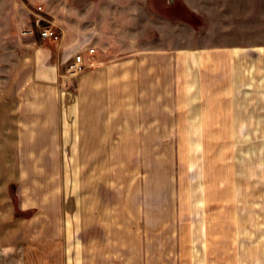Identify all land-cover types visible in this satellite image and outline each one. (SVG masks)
<instances>
[{
    "label": "crops",
    "instance_id": "crops-1",
    "mask_svg": "<svg viewBox=\"0 0 264 264\" xmlns=\"http://www.w3.org/2000/svg\"><path fill=\"white\" fill-rule=\"evenodd\" d=\"M77 2L0 0V130L35 129L42 107L44 137L74 138L76 155L111 154L100 148L115 139L176 140L170 263L264 264V40L145 49L130 0H90L86 12ZM37 19L60 40H40ZM75 53L92 66L72 94L57 85ZM18 107L31 108L27 126H5ZM107 235L81 248L90 264H115Z\"/></svg>",
    "mask_w": 264,
    "mask_h": 264
},
{
    "label": "rangeland",
    "instance_id": "rangeland-1",
    "mask_svg": "<svg viewBox=\"0 0 264 264\" xmlns=\"http://www.w3.org/2000/svg\"><path fill=\"white\" fill-rule=\"evenodd\" d=\"M89 1L77 7L86 12ZM129 7L133 27L144 24L138 41L145 49L264 40V0H130ZM66 62L57 86L73 94L75 78L92 65L69 75ZM43 109H34L35 129L0 130L15 135L0 137V264H90L81 248L106 233L115 264H171L176 140L115 139L100 148L111 154L76 155L74 138L44 137ZM17 110V122L5 126H27L21 120H31V108Z\"/></svg>",
    "mask_w": 264,
    "mask_h": 264
},
{
    "label": "built area",
    "instance_id": "built-area-1",
    "mask_svg": "<svg viewBox=\"0 0 264 264\" xmlns=\"http://www.w3.org/2000/svg\"><path fill=\"white\" fill-rule=\"evenodd\" d=\"M41 21L37 19L34 22V28L38 30V36L42 41H53L57 42L59 40V34L52 26L40 27ZM93 49H89L88 53L92 54ZM85 69V62L81 54L73 55L70 60L65 63V70L69 75H76L83 72Z\"/></svg>",
    "mask_w": 264,
    "mask_h": 264
}]
</instances>
